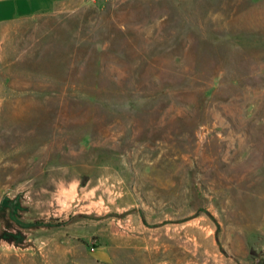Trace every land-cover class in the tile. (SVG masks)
Wrapping results in <instances>:
<instances>
[{
  "label": "rangeland",
  "instance_id": "1",
  "mask_svg": "<svg viewBox=\"0 0 264 264\" xmlns=\"http://www.w3.org/2000/svg\"><path fill=\"white\" fill-rule=\"evenodd\" d=\"M0 264H264V0L0 23Z\"/></svg>",
  "mask_w": 264,
  "mask_h": 264
},
{
  "label": "crops",
  "instance_id": "2",
  "mask_svg": "<svg viewBox=\"0 0 264 264\" xmlns=\"http://www.w3.org/2000/svg\"><path fill=\"white\" fill-rule=\"evenodd\" d=\"M62 0H0V23L49 13Z\"/></svg>",
  "mask_w": 264,
  "mask_h": 264
},
{
  "label": "trees",
  "instance_id": "3",
  "mask_svg": "<svg viewBox=\"0 0 264 264\" xmlns=\"http://www.w3.org/2000/svg\"><path fill=\"white\" fill-rule=\"evenodd\" d=\"M9 204L7 203L6 205H5V207L7 208V207H9L8 206ZM12 207H14L16 210L18 209V204L16 203L14 206H12ZM10 239V238H9Z\"/></svg>",
  "mask_w": 264,
  "mask_h": 264
}]
</instances>
